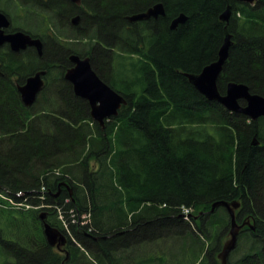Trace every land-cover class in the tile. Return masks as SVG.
Instances as JSON below:
<instances>
[{
	"label": "trees",
	"instance_id": "1",
	"mask_svg": "<svg viewBox=\"0 0 264 264\" xmlns=\"http://www.w3.org/2000/svg\"><path fill=\"white\" fill-rule=\"evenodd\" d=\"M8 1L0 0V11L13 18ZM84 3L88 36L118 50L111 56L97 47L94 70L127 104L101 126L65 79L67 52L51 45L39 58L31 48L0 47V264H218L231 230L225 207L211 212L221 201L240 202L238 223L255 226L240 231L228 264H264V117L231 113L185 76L218 60L229 1ZM158 3L166 17L130 28L127 16ZM14 4L32 14L28 20L39 9L83 12L68 0ZM180 14L188 19L172 30ZM233 17L242 23L227 26L233 45L219 91L233 82L264 96V0L242 4ZM73 30L72 39L84 36ZM41 70H50L48 83L27 108L18 85ZM3 197L29 209L10 208ZM42 212L67 237L68 259L48 245Z\"/></svg>",
	"mask_w": 264,
	"mask_h": 264
},
{
	"label": "water",
	"instance_id": "2",
	"mask_svg": "<svg viewBox=\"0 0 264 264\" xmlns=\"http://www.w3.org/2000/svg\"><path fill=\"white\" fill-rule=\"evenodd\" d=\"M71 1L76 4L81 3V0ZM238 1L254 4L256 0ZM159 15H165L162 4H157L145 12L129 16L128 20L130 22H138L149 20L152 17L157 18ZM230 17L231 7L228 6L221 14L220 21L228 24ZM79 19V17H76L73 20V24L77 25ZM187 19L185 14H181L173 21L171 29L175 30L179 24L186 23ZM10 25L11 22L8 16L0 11V46L9 44L12 51L16 53L25 51L28 48H36L39 56L43 55V43L40 39H35L23 31L6 34L5 30L8 29ZM231 38L232 35L229 33L226 26L225 38L218 53V60L206 66L198 74H185V76L188 78L189 83L207 100L220 103L231 113L243 114L252 121H257L264 117V96L251 93L250 88L245 84L229 83L225 95H222L218 88L219 77L229 57L230 48L233 45ZM71 59L75 63V67L67 71L65 79L73 85L75 95L89 103L91 118L101 126H104L107 120L118 115L119 110L127 104V101L98 76L92 68L90 58L81 59L79 56L74 55ZM46 73V71L37 72L35 75L30 76L24 84L18 85V92L25 107L30 108L36 103L38 96L45 87V80L43 77ZM240 101L244 102L245 105L241 104ZM258 144L259 143L255 139L253 145ZM220 206L227 209L231 219L230 239L225 243L218 256L221 260V264H228L229 257L237 246L240 231L245 226L255 230V226L251 224L250 221H245L242 224L238 223L236 210L240 208V202H217L213 205L211 212H214V210ZM46 218L47 213L42 212L40 219L43 224V233L48 245L52 248L63 250L68 243L67 237L57 228L46 222ZM66 255L68 259L69 254L66 253Z\"/></svg>",
	"mask_w": 264,
	"mask_h": 264
},
{
	"label": "flooded vegetation",
	"instance_id": "3",
	"mask_svg": "<svg viewBox=\"0 0 264 264\" xmlns=\"http://www.w3.org/2000/svg\"><path fill=\"white\" fill-rule=\"evenodd\" d=\"M69 1V3H71L74 7H76V9H81L83 12H80V13H77V14H75V15H70L69 17H67V13L64 15V17H62V15L61 16H57L56 15V13H55V11H51V10H49V12H47L48 14H49V17L51 16L52 17V20L53 21H55L54 22V27H52L51 29L50 28H48V31H47V33L45 34V35H39V34H35V35H31V34H29V35H31L33 38H35V39H40L41 41H42V43H43V55H44V53L47 51V50H50L49 48H50V46L52 45V46H54L57 50H59V51H62V52H67L68 53V55H67V60L69 61V67H68V69L66 70V72H65V75H66V73H67V71L68 70H70L71 68H73V67H75V63L72 61V59H71V57L72 56H74V55H76V56H79L81 59H86V58H90V61H91V65H92V68H93V70H94V67H93V59H92V56L94 55L95 56V50H96V48L97 47H99V48H102V49H104L106 52H108L111 56H113L115 53H117L118 52V50L117 49H113L112 47H113V45L112 46H110V47H106L105 46V44H101V42H99V40H98V38H92L91 39V35L90 36H88V31H87V28L88 27H86V25H85V20H84V15L85 14H88V12H87V8H86V6H85V0H81V3L80 4H76V3H74V2H72L71 0H68ZM229 1V4L227 5V7L228 6H230L231 7V17H230V19H229V23L227 24V26H229L230 25V23H232V24H237V23H239L238 21H241V20H238L237 18H235V17H233V15H234V12H237V10L238 9H240V7L242 6V4H246L247 2H242V1H238V0H228ZM158 4H162V3H158ZM155 5H157V4H155ZM154 5V6H155ZM163 5V4H162ZM153 7V6H152ZM163 7H164V10H165V15H159L157 18H154V17H152V18H150L149 20H144V21H151V20H154V21H157L160 17H162V18H164V17H166V15H167V12H166V8H165V6L163 5ZM149 8H151V7H149ZM148 8V9H149ZM148 9H146L145 11H147ZM40 11H42V10H40L39 9V12ZM145 11H143V12H145ZM141 13V12H140ZM136 14H138V13H136ZM134 15V14H133ZM181 15V14H180ZM179 15V16H180ZM238 15H240V14H238ZM237 15V16H238ZM178 16V17H179ZM61 17V18H60ZM76 17H79L80 19H79V22H78V24L77 25H74L73 24V20L76 18ZM128 17L129 16H127L126 17V21L129 23L128 25L130 26V28H132V29H134V28H136V24L137 23H139V22H143V21H138V22H130L129 20H128ZM178 17H175V18H173L172 20H171V24H170V28H171V25H172V23H173V21L176 19V18H178ZM8 18H9V20H10V22H11V25H10V27L8 28V29H6L5 30V33L6 34H11V33H16V32H18V31H23V30H21L20 28H18V27H16L15 26V24H14V22H13V20L8 16ZM240 23H242V21L240 22ZM180 25H182V24H179L178 26H177V28L180 26ZM83 26V27H82ZM76 29V28H80L81 29V33H83L84 34V36H81V39H72L71 37L74 35L73 34V29ZM129 28V27H128ZM129 28V29H130ZM177 28H175V30L177 29ZM60 29H62V30H65V29H68L71 33V36H70V40H68V39H65V37H63V36H61V35H59V34H57V32H58V30H60ZM24 32V31H23ZM26 33V32H25ZM230 33V32H229ZM28 34V33H27ZM231 35H232V38H231V40L233 39V33H230ZM67 41V42H66ZM74 44V45H73ZM74 46V48H77V47H82V49L83 50H81L80 51V53L77 51V50H75L74 48H72V47H70V46ZM51 46V47H52ZM1 48H7V49H10L11 51H12V49H11V47H10V45L9 44H4V45H2V46H0ZM31 49H34L35 50V52L37 53V56L39 57V58H42L43 57V55L42 56H39V54H38V52H37V50H36V48H31ZM70 49H72L73 51H76V53H74L73 51H71ZM27 50V49H26ZM13 52V51H12ZM16 53V52H15ZM93 56V57H94ZM41 71H46L47 73H46V75L43 77L44 78V80H45V86L47 85V83H48V74H49V72H50V70H41ZM41 71H39V72H41ZM97 74H98V72L96 71V70H94ZM104 73H105V71H103ZM107 73V72H106ZM111 74V73H110ZM98 76L100 77V75L98 74ZM101 78V77H100ZM102 79V78H101ZM103 80V79H102ZM106 83V82H105ZM107 84V83H106ZM109 85V84H108ZM73 86V85H72ZM110 86V85H109ZM45 88V87H44ZM243 101V100H242ZM240 103L242 104V102L240 101ZM243 105H245V104H243ZM247 117V116H246ZM241 207V206H240ZM240 209V208H239ZM238 209V210H239ZM238 210H236V213H237V211ZM53 249H56V250H58L57 248H53ZM64 250V251H63ZM63 250H58L60 253H67L66 252V248H64ZM67 255H65V257H66Z\"/></svg>",
	"mask_w": 264,
	"mask_h": 264
},
{
	"label": "rangeland",
	"instance_id": "4",
	"mask_svg": "<svg viewBox=\"0 0 264 264\" xmlns=\"http://www.w3.org/2000/svg\"><path fill=\"white\" fill-rule=\"evenodd\" d=\"M8 5H5L4 8L6 10L9 11V13L13 16V18L11 17V19L13 20L14 24L16 27L20 28V29H24L26 31H30L34 34H39V35H45L48 31V28H52L54 27V22L52 20V17L50 16L49 17V14L46 12V11H40V13H37V15H34V18H32L31 16H29V20L26 19V15H32V14H25L23 15V13L20 11V9L14 4V0H9L8 1ZM39 14V15H38ZM71 32L68 30V29H65V30H58L57 34L65 37V39H68L70 40V34ZM67 42V41H66ZM74 45V44H73ZM70 46L72 48H74V46ZM75 50H77L79 53L82 49V47H77V48H74ZM118 57L119 55L116 57V61H115V65H116V62L118 60ZM115 70V68H114ZM118 70L117 73H116V76L120 77L121 75H124V73L121 70L120 67H118ZM54 75L57 74V71H54L53 72ZM53 77H51L50 79H52ZM23 198V197H22ZM3 199H5L6 201H8L9 203V206H11L10 208H15V209H20V210H28L29 209V206L27 205H23V204H20V203H17L16 201L10 199V198H6V197H3ZM68 201V200H67ZM73 218V217H72ZM65 220V219H64ZM75 219L73 218V223H75ZM42 230H43V224H42ZM44 234V233H43ZM45 237V236H44ZM230 239V235L223 239L222 241V248L224 247L225 243ZM206 249H208V247L210 246V244H206ZM56 252L59 253L60 257H61V260L62 258L65 257V253H60L58 250L54 249ZM222 251V250H221ZM220 254V253H219ZM218 254V256H219ZM192 256V254H190ZM180 261H183L182 258H180ZM187 261V260H186ZM202 262V259L199 260L198 264H200ZM218 264H221V260L219 259L218 257Z\"/></svg>",
	"mask_w": 264,
	"mask_h": 264
},
{
	"label": "built area",
	"instance_id": "5",
	"mask_svg": "<svg viewBox=\"0 0 264 264\" xmlns=\"http://www.w3.org/2000/svg\"><path fill=\"white\" fill-rule=\"evenodd\" d=\"M186 213L188 212L187 210L185 211ZM86 218V217H84ZM77 222V220L75 221V223ZM80 223V222H79ZM65 226L68 227V225L66 224V221L64 222Z\"/></svg>",
	"mask_w": 264,
	"mask_h": 264
}]
</instances>
